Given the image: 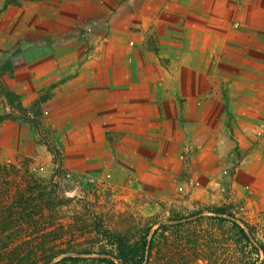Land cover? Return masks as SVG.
<instances>
[{"label": "rangeland", "instance_id": "1", "mask_svg": "<svg viewBox=\"0 0 264 264\" xmlns=\"http://www.w3.org/2000/svg\"><path fill=\"white\" fill-rule=\"evenodd\" d=\"M3 2L0 82L26 108L46 99L37 117L30 113L35 125L0 95V116H14L0 122V264H53L61 252H96L104 245L98 228L137 234L148 222L157 228L149 264H242L228 222L208 217L217 206L254 228L264 264V148L258 149V129L243 131L226 101L236 83L257 75L239 67L249 46L233 37L250 22L242 15L250 0L237 11L233 0H29L2 8ZM185 55L201 58L203 79L219 78V108L203 114L205 121L212 116L209 124L195 128L192 104L180 111L185 124L175 143L165 138L163 147L130 156L102 151L91 161L71 147L82 140V126L72 125L82 122L83 100L68 99L67 82L95 76L101 66L105 72L96 75L114 83L129 76L130 61L155 60L167 69L164 77L191 80L193 89L194 73L179 67ZM42 136L59 150V166ZM175 216L188 219L164 232L161 225L175 224L167 221Z\"/></svg>", "mask_w": 264, "mask_h": 264}, {"label": "crops", "instance_id": "2", "mask_svg": "<svg viewBox=\"0 0 264 264\" xmlns=\"http://www.w3.org/2000/svg\"><path fill=\"white\" fill-rule=\"evenodd\" d=\"M233 4L234 11H237L241 5L246 4V0H233ZM249 6V12L243 10L242 15H249L250 22L246 27L234 30L233 37L243 38L249 46L245 50L249 54L248 59L245 57L246 61L239 67L257 70V75L253 73L248 76L245 80L249 83L244 82L245 80L236 83V91L227 93L226 101L228 113L232 120H237L236 123L243 127V131L256 132L255 129H258V149L261 152L264 148V0H250ZM127 63L117 68L124 69ZM201 63V58L192 60L185 55L179 65L188 69L192 77L194 73L193 89L190 88L191 80L176 82L164 77L163 72L167 69L155 60L130 61L127 66L132 70L129 76L125 74L126 76L114 78V83L108 84L106 78L96 75L100 70L105 72L106 67L101 66L93 68L95 76L73 78L66 84L70 86L66 93L70 100L82 97V122L73 120L77 123L72 125V129L82 126V140L79 142L74 138L71 147L82 149L83 154L91 161L95 158L94 155L102 151L109 155L110 151L123 150L124 154L130 156L132 150L138 148L163 147L161 143L167 140L175 143L181 139V126L185 124L179 119L180 111L185 112L192 104L196 116L192 124L195 128L199 126L201 130L204 124H209L212 120L210 115L205 121L204 112L209 107L210 113L217 112L222 97L219 78L211 76L203 79L207 66L203 68ZM108 85H112L111 88L108 89ZM55 92L58 91L54 90ZM208 101L211 102L210 106ZM68 114L71 116L70 109ZM256 120L260 127L259 124L256 125ZM156 141L159 144L155 145Z\"/></svg>", "mask_w": 264, "mask_h": 264}, {"label": "trees", "instance_id": "3", "mask_svg": "<svg viewBox=\"0 0 264 264\" xmlns=\"http://www.w3.org/2000/svg\"><path fill=\"white\" fill-rule=\"evenodd\" d=\"M29 0H4L2 8H5L9 5L21 6L26 4ZM10 64V62H7ZM3 72V66H0V72ZM0 95L3 97L6 105L11 109L13 114L18 115L22 120L30 121L32 124L36 123L37 120L32 118L35 115L37 117L40 114V103L46 99V96L40 97V99L34 101L30 108L23 106L20 97L13 91L7 89L0 82ZM12 113L5 114L0 116V122L5 120L8 117H13ZM15 117V118H17ZM42 143L45 145L47 151L51 154L54 165L59 166L60 164V152L59 150L52 145L47 138L44 136L41 137ZM212 216H208L210 219H218L222 221H227L229 224V230L235 237L234 243L237 245L242 253V264H261L262 259L260 258V249L263 250L260 242L255 237L254 228L249 226L246 222L242 220H237L230 211L225 210L222 206L211 207L208 209ZM198 213H195L191 216H196ZM222 216H227L229 219L222 218ZM183 219H188L185 217L175 216L168 217V222L175 224H164L161 225L163 231H167L172 225H182L181 221ZM154 222H148L141 227V230L137 234H130L127 231L122 232H110L108 230H102L98 228V232L103 236V247L98 251L91 250H78L72 252L73 255H63L53 264H81L82 262H90L91 264H149V257L151 251L154 247V238L155 233H157V228L152 229ZM250 252L251 255H254L252 260H244L245 253ZM57 256V255H56ZM54 257V256H53ZM50 261L45 264H49Z\"/></svg>", "mask_w": 264, "mask_h": 264}]
</instances>
